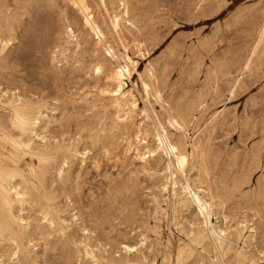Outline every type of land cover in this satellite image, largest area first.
I'll use <instances>...</instances> for the list:
<instances>
[{
    "label": "rangeland",
    "instance_id": "rangeland-1",
    "mask_svg": "<svg viewBox=\"0 0 264 264\" xmlns=\"http://www.w3.org/2000/svg\"><path fill=\"white\" fill-rule=\"evenodd\" d=\"M63 1L0 0V23L5 15H9L13 29L10 31L11 44L0 56V90L18 89L23 97L45 99L54 110L51 123L46 127L50 140L67 144L79 138V149L88 150L83 160L68 161L70 165L64 167L66 170H63L61 178L56 175V169L61 164L62 154H55L46 172L44 187L59 208V215L69 222V227L64 233L58 230L57 225L32 229V244L24 239L29 255L22 264H89L81 259V253L74 244L86 235L91 237L92 244L100 243L109 255L120 258L124 255L120 243L135 244L141 234L147 237V243L132 253L131 258L139 259L143 255L146 257L144 264H176L177 246L188 242L189 222L200 226L201 220L195 217L193 209L178 208L177 220L174 221L170 201L166 199V204L163 201L166 195L159 192L162 178L149 177L141 172V162L133 157V153L123 152L124 139L121 140L123 135L120 132H98L102 125H109L112 110L103 106L107 100L101 102L100 95H97V87L101 86L103 78L93 75L91 78V73L89 75L95 37H86L89 42L84 43L87 51L82 43L80 50L67 51L64 57L61 49L67 40L65 27L69 25L77 34L80 15ZM90 1L93 10L101 16V8L93 3L94 0ZM128 5L133 25L121 32L124 44L110 38L116 50L124 52L126 47L127 54L134 60L136 70L133 69L129 80H125L126 86L133 90L142 108L144 91L138 75L144 74L151 66L164 106L173 113L183 114L185 124L188 123L187 144L194 137L201 141V159L189 161V167L194 165L191 177L201 181L209 189L214 203L217 202L215 209L218 213L212 215L211 223L232 232L239 221L246 219L258 231L255 241H234V248L242 250L246 259H236L231 253L215 257L210 248L203 253L197 246L194 253L201 254L199 261L189 257L180 264H264V38L259 40L260 29L264 25V0H128ZM110 6L115 10L119 8L116 3ZM139 42L143 49L138 46ZM83 64L88 67H83ZM85 93H88V101H84ZM191 100L195 103L192 104ZM151 103L163 125L176 134L167 123L166 111L152 98ZM91 104L95 105L91 107ZM215 112L223 116L209 123L210 115ZM96 113L99 117L93 120ZM140 119L138 115L136 120ZM91 128L96 130L90 131ZM95 136H99L98 142H95ZM28 160L25 157V161ZM33 161L36 163L35 159ZM164 161V157L150 161L151 167L158 169ZM154 196L166 214L156 213ZM34 210L31 211L33 218L37 215V207ZM74 211L77 212V221L70 216ZM83 226L87 228V234L83 232ZM167 241L170 243L165 249ZM0 250V254L5 252ZM164 251L170 255L169 262L163 259ZM209 259L213 262L210 263Z\"/></svg>",
    "mask_w": 264,
    "mask_h": 264
},
{
    "label": "bare ground",
    "instance_id": "bare-ground-1",
    "mask_svg": "<svg viewBox=\"0 0 264 264\" xmlns=\"http://www.w3.org/2000/svg\"><path fill=\"white\" fill-rule=\"evenodd\" d=\"M65 2H64L65 4L67 3L70 4L76 10V14L79 13L80 15L79 27L80 28L76 29L78 33L75 34L74 29L70 27L69 25H66L65 35H66L67 40H65L64 45L61 49V53L64 55V57H66L65 53L67 51L73 52L76 49L80 50V47H81L80 45L83 43L82 46H84L87 43V40H86L87 36L91 35L92 37H95L94 42H93V50L91 49V53H94L95 56L93 55V59H92L93 61L91 64V71L89 72V75L91 73V76H90L91 78H92V75L96 76L95 78H97V76H100L103 78V81H104V82L102 81L103 84H101L102 82H100L101 86L97 87V95H100L99 100H101V102L103 99L107 100L105 101V103H103L104 104L103 106L109 107L112 110V115H111L112 118H111L109 125H102L99 128L98 132L107 131L109 133V131L112 132L114 130L120 132L123 135L121 140L124 139L123 152L133 153V157L141 162V172L145 173L149 177L158 176L162 178V182L159 184V192L161 193L162 196L166 195L164 197L165 199L163 200L166 202V204H168L166 199L170 201L169 204H170V209H171V218L174 221L177 220L176 212L178 211L177 210L178 208L180 210H186V211H190L191 209H193L196 215L195 217H198L201 220L200 224L202 225L200 226L195 225L191 221L189 222L190 229L188 231V242L185 244H179L177 246L176 264L182 263L183 259L189 258V257H193V260L198 262L199 261L198 257L201 254L198 253L197 255H195L194 250L197 249V246L201 248L203 253H205L207 249L210 248L213 251L215 257L218 255L225 256L226 254L231 253L236 259H246L247 257L244 254V252L242 250L235 249L233 244H234V241L239 240V239H242V240L244 239V242L255 241L256 234L258 233V231L256 230V226H254L253 223L249 224V221H247L246 219H243L236 224L235 228L231 232V231H228V230L226 231L225 229L219 228L218 226L211 223L210 218L212 217V215L218 213V211L215 209V204L217 202L214 203V200H213L214 198L211 195L209 189L205 187L201 181L195 180L191 177L190 171L191 169L193 170L194 165L189 167V161L194 162L196 161L198 157H200L199 149L202 148L201 141L198 138L194 137V138H190L189 143L187 144V127L188 126L186 125L188 123L185 124L183 120V114L180 115V114L173 113L170 111V109L164 106L161 93L160 91H158L160 87L155 85L156 78L154 76L151 66L149 65L146 68V71L144 74L139 73L138 75L140 83H141V87L144 91L143 92L144 93V106L142 108L139 107L133 90L126 86L127 83L125 82V80L126 79L129 80V78L131 77L132 70L134 69V60L127 54L126 47H124L123 49L124 52H119L118 50H116L110 38L113 40L116 39L118 41H122V44H124L123 40H121V32L122 31L125 32L123 28L128 29L130 25H133V21L129 13L128 6L130 4L128 5V0H94L93 3L97 5L99 8H101L102 10L101 16L96 14V12L93 10L92 8L93 5L91 6L92 3L90 0H65ZM114 3H116L117 7H119L116 10L113 9L112 6L109 7V5H112ZM11 30H13L11 26V17L9 15H5L2 18L1 23H0V56L3 52H5L4 50L11 44V39H10ZM127 38L128 37H126V39ZM262 38H264V25H262V28L260 29L259 40H262ZM145 39H144V45L146 42ZM87 44H89V42ZM117 44L119 43L117 42ZM90 45H92V42L90 43ZM86 46L87 45H85L84 47ZM138 46L141 47V49H143L142 43L139 42ZM87 48L88 47H86V51H87ZM141 49H140V52H141ZM144 49H146V47ZM88 53L86 54L84 53V54L87 55ZM9 54H10V50H9ZM89 55H88V58H89ZM56 56L55 58H57ZM70 56H72V54H70ZM81 61L84 62L83 59ZM78 63H81V62H78ZM87 63H90V62H87ZM51 66L53 65L51 64ZM78 67H81V66L78 65ZM83 67L86 68L88 66L85 65ZM74 68L76 70L78 69L76 67ZM135 70L136 69H134V71ZM44 76L47 77V75H44ZM157 77L161 78V76L160 77L157 76ZM54 80L56 81V79ZM51 81L54 83L52 78H51ZM158 81L159 80H157V82ZM94 82L96 83V81ZM161 83H163V81ZM156 87H158V89ZM6 88H8V85ZM19 92L20 91H18V89L17 90H7V89L1 88L0 90V249L5 250V252L2 250L3 252H1L2 254H0V264H7L5 263V261L6 262L8 261V263L22 264L23 260L29 255L28 254L29 250H27V246L24 243V239L25 238L27 239L26 241L27 243L32 241V239L30 238L32 229L36 230L38 228H41L44 225L54 228L57 225L58 230L64 233L65 229L69 227V222L59 215V208L53 203L52 201L53 197L49 195V193L46 191V188L44 187L45 175H46L47 170L49 169V165L51 161L55 158V154H59V153L62 154L61 164L56 169V175L59 178H61L62 173H64V171L66 170V169L64 170V167L67 164H69L68 162L69 160L71 159L83 160L86 154L88 153V150H86L87 148H82V150L79 149V143L81 142L79 138L76 139L75 142H71L67 144L60 143L58 141L52 142L50 140V137H48L49 135L47 136L46 134V127L47 125L51 123V120L53 118L52 116V113H53L52 111H54L53 108L50 107L47 101H44L45 99L44 100L42 99L43 101L33 100L32 98L27 97V95H26L27 98L23 97L22 95L24 94L21 95ZM88 93H85L84 95L85 100L83 99L84 101H88V98H87ZM90 96L92 97V95ZM151 98L153 99L154 102H158L160 104V108L162 110L166 111L165 118L167 120V123L173 127V129L176 131V134L171 132L165 125H163V123L161 122L159 118L158 113L155 111V109L152 106ZM83 103H86V102H83ZM194 103L192 101V104ZM94 105L95 104H91V107ZM190 106L192 105L190 104ZM169 108H172V107H169ZM97 115L98 114L96 113V118L94 115L93 120L99 117V116L97 117ZM138 115H140V118H141L139 121L136 120ZM219 116H223V114L220 115V113L215 112L214 114L210 115L209 123H213ZM99 120L101 119L100 118L98 119V124H99ZM84 128L85 127L83 126V129ZM95 128H91L92 130L90 131H93V129L95 131L96 130ZM81 132L82 131H80V133ZM88 135L91 136V133L89 132ZM78 137H81L80 134ZM90 138H93V136ZM98 139H99V136L97 137L95 136V142H98ZM92 143L90 145H92ZM111 148L109 147V149ZM203 153L204 152H202V154ZM25 157H28L29 160L25 161ZM162 157H164L165 161L160 168L155 169L151 167L150 161L161 159ZM33 159L36 160V163L33 161ZM202 160L204 159L202 158ZM134 166H136V164ZM205 166L206 165L204 164V168ZM135 168H134V171H136ZM226 171H228V168ZM65 179L66 178H64V181ZM223 184L225 185V182ZM257 184L259 183L257 182ZM226 187H228V183ZM153 200L155 203L156 213L166 214L165 208L161 207L160 201L158 200V198L154 196ZM34 207H37V215L34 216L33 218L31 216V211H36L34 210ZM76 213H77L76 211L71 213L70 215L71 219L73 220L77 219ZM225 219L226 218H223V220ZM35 222L37 224H35ZM82 230L83 232L85 231L86 234L88 233V230L85 226L82 227ZM154 232L156 234H159L158 230H154ZM35 236L37 237V235ZM41 236H42V233H41ZM39 242H40V239H39ZM146 243H147V237L144 234H141V238L139 239V242L135 244L121 242L120 249L121 251L123 250L124 255L122 257L120 256V258H115L114 256L109 255L106 247H102L100 243H97L98 246L97 244L95 245L92 244L90 236L86 235V237H84L83 239L79 241L78 240L74 241V244L78 252L81 253V259L84 262H88L89 264H144L146 262L145 256L141 255L139 259H133L130 257V255L134 252H138L140 250V247L145 245ZM169 243L170 242L167 241V244L164 246L165 249H168ZM7 250L9 251L8 253L6 252ZM113 254L115 253L113 252ZM163 259L169 262L170 255L168 251L163 252ZM212 262L210 260V263Z\"/></svg>",
    "mask_w": 264,
    "mask_h": 264
}]
</instances>
